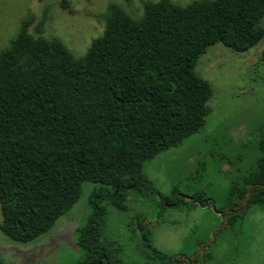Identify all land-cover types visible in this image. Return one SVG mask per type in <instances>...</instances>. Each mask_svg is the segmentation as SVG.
Instances as JSON below:
<instances>
[{"label": "trees", "instance_id": "1", "mask_svg": "<svg viewBox=\"0 0 264 264\" xmlns=\"http://www.w3.org/2000/svg\"><path fill=\"white\" fill-rule=\"evenodd\" d=\"M264 0L146 1L133 18L111 4L105 30L82 57L56 38L34 37L29 23L0 49V229L29 242L78 199L83 181L99 184L80 229L86 264H122L100 241L105 208L123 207L124 190L148 186L142 164L201 129L211 112L210 83L194 72L215 43L244 52L264 36ZM264 56V50H263ZM256 168L229 191L233 210L264 204V121ZM204 206L201 196L192 198ZM145 245L162 264H192ZM208 255L202 256L207 261Z\"/></svg>", "mask_w": 264, "mask_h": 264}, {"label": "rangeland", "instance_id": "2", "mask_svg": "<svg viewBox=\"0 0 264 264\" xmlns=\"http://www.w3.org/2000/svg\"><path fill=\"white\" fill-rule=\"evenodd\" d=\"M146 1L157 0H0V49L28 22L34 37L59 39L79 58L103 34L111 4L140 18ZM170 1L183 7L193 0ZM263 50L264 36L244 52L218 42L201 54L194 72L212 88L201 129L143 161L151 188L125 189L123 207L99 199L105 208L100 241L122 264H162L143 234L161 255L197 256L192 264H264V204L246 208L241 199L242 210H233L229 220V199L237 200L229 191L244 185L261 156ZM93 188L99 184L83 181L77 201L29 242L0 229V264H86L78 242L92 212ZM196 196L206 204L193 201Z\"/></svg>", "mask_w": 264, "mask_h": 264}]
</instances>
